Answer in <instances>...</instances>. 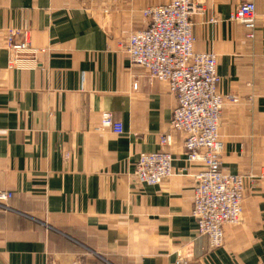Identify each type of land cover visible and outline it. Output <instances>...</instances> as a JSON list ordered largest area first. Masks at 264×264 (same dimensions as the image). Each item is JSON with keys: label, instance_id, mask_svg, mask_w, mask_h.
I'll use <instances>...</instances> for the list:
<instances>
[{"label": "crops", "instance_id": "obj_1", "mask_svg": "<svg viewBox=\"0 0 264 264\" xmlns=\"http://www.w3.org/2000/svg\"><path fill=\"white\" fill-rule=\"evenodd\" d=\"M195 52L216 55L218 92L234 94L221 113L222 169L259 177L264 170V0H196ZM170 0H0V264H261L264 180H245L242 216L211 250L192 217V175L184 135L160 145L176 100L149 82L125 52L144 29L142 11ZM255 6L252 37L228 22ZM24 30L38 53L9 68L7 30ZM136 83L137 89H133ZM110 113L123 134L97 131ZM172 154L174 175L140 186L141 153ZM184 170V171H183Z\"/></svg>", "mask_w": 264, "mask_h": 264}, {"label": "built area", "instance_id": "obj_2", "mask_svg": "<svg viewBox=\"0 0 264 264\" xmlns=\"http://www.w3.org/2000/svg\"><path fill=\"white\" fill-rule=\"evenodd\" d=\"M202 11L196 0H170L167 4L144 9L145 27L127 34L125 52L133 66L147 72L149 82L166 84L176 100L169 132L160 136V145L171 143L172 132L182 133L185 163L201 166L192 175L191 215L196 221L198 236L206 237L209 248L216 250L224 246V227L236 225L241 219L245 180H264V170L259 177H254L222 169L220 117L227 103H237V96L219 94L216 55L194 51L192 20ZM228 22L241 24L248 37H252L256 29L254 4H240ZM4 48L9 54V68L15 70L21 69L23 63L34 64L37 54L44 52L32 46L24 30H7ZM133 89H137L136 83ZM96 130L123 134L122 125L110 113L101 115ZM173 161L172 154L167 152L141 153L133 176L142 187L159 186L174 175ZM11 196L10 192H0V207L5 208ZM185 258L178 252L175 264H186Z\"/></svg>", "mask_w": 264, "mask_h": 264}]
</instances>
